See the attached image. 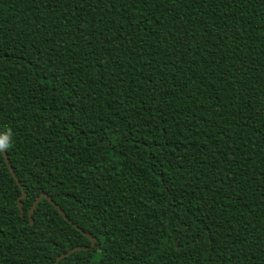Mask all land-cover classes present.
<instances>
[{"label": "trees", "instance_id": "trees-1", "mask_svg": "<svg viewBox=\"0 0 264 264\" xmlns=\"http://www.w3.org/2000/svg\"><path fill=\"white\" fill-rule=\"evenodd\" d=\"M5 135L0 264H264V0H0Z\"/></svg>", "mask_w": 264, "mask_h": 264}, {"label": "water", "instance_id": "water-1", "mask_svg": "<svg viewBox=\"0 0 264 264\" xmlns=\"http://www.w3.org/2000/svg\"><path fill=\"white\" fill-rule=\"evenodd\" d=\"M3 153V155H4V158H5V160H6V162H7V164H8V166L10 167V170L13 172V175H14V178L17 180V183H18V185L20 186V188H21V190H22V196L19 198V208H20V211H21V216L22 217H24V209H23V205H22V203L20 202L21 201V199H24L25 197H26V193H25V190H24V187L20 184V182L18 181V179H17V177H16V175H15V173H14V171H13V168H12V165H11V163H10V160H9V158H8V156H7V153H6V151H3L2 152ZM42 198H47L58 210H59V212H60V214L65 218V219H68L67 217H66V215L58 208V206L52 201V199L50 198V197H48V195L47 194H42L41 196H39L38 197V199L35 201V203H34V205L32 206V208H31V210H30V212H29V218H30V221H31V223H32V214L34 213V210H35V208L37 207V205H38V203H39V201L42 199ZM69 222H72L71 220H69ZM76 228H78L77 227V225H74ZM82 233H84L85 235H86V237H88L91 241H92V246L93 245H95V241H96V239L94 238V237H92V236H90L88 233H86V232H84V230L82 229V228H78ZM176 245L178 244V240H176ZM87 249V247H78V248H74V249H72L71 251H68L67 253H65V254H63V255H61L58 259H57V262L58 261H60V260H62L63 258H65L66 256H68V255H70V254H72V253H74L75 251H77V250H86ZM57 262L56 263H54V264H57Z\"/></svg>", "mask_w": 264, "mask_h": 264}, {"label": "clouds", "instance_id": "clouds-1", "mask_svg": "<svg viewBox=\"0 0 264 264\" xmlns=\"http://www.w3.org/2000/svg\"><path fill=\"white\" fill-rule=\"evenodd\" d=\"M11 147L10 136H0V152L7 151Z\"/></svg>", "mask_w": 264, "mask_h": 264}]
</instances>
